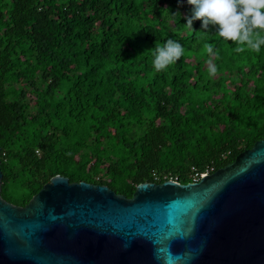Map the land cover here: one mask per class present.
<instances>
[{
  "label": "trees",
  "instance_id": "16d2710c",
  "mask_svg": "<svg viewBox=\"0 0 264 264\" xmlns=\"http://www.w3.org/2000/svg\"><path fill=\"white\" fill-rule=\"evenodd\" d=\"M190 11L177 0H0L2 197L24 206L57 174L131 197L165 175L191 182L192 166L217 170L264 138V48L237 53L214 26L185 24ZM168 39L184 54L157 72Z\"/></svg>",
  "mask_w": 264,
  "mask_h": 264
},
{
  "label": "water",
  "instance_id": "95a60500",
  "mask_svg": "<svg viewBox=\"0 0 264 264\" xmlns=\"http://www.w3.org/2000/svg\"><path fill=\"white\" fill-rule=\"evenodd\" d=\"M2 183L0 167V264H264V138L199 181L131 197L57 174L20 206Z\"/></svg>",
  "mask_w": 264,
  "mask_h": 264
},
{
  "label": "clouds",
  "instance_id": "9594fccd",
  "mask_svg": "<svg viewBox=\"0 0 264 264\" xmlns=\"http://www.w3.org/2000/svg\"><path fill=\"white\" fill-rule=\"evenodd\" d=\"M187 4L191 7L186 23L193 28L199 20L201 28L214 26L215 33L225 42L237 45V53L246 50L260 52L264 48V0H177L178 7ZM181 13L179 11L173 14ZM204 52L211 56L214 49L205 44ZM184 54L183 46L168 39L163 46H157L153 53V67L159 72L176 63ZM208 74L213 76L217 68L208 61Z\"/></svg>",
  "mask_w": 264,
  "mask_h": 264
},
{
  "label": "built area",
  "instance_id": "2783aa9c",
  "mask_svg": "<svg viewBox=\"0 0 264 264\" xmlns=\"http://www.w3.org/2000/svg\"><path fill=\"white\" fill-rule=\"evenodd\" d=\"M232 154V151L229 150L227 152H223L221 157L223 160L227 159L230 155ZM192 172H191V181H199L201 179V176L205 175V174H211L214 171H216L215 169V163L212 162L211 164H208L203 170H199L197 167L192 166ZM155 179L158 180L159 176L154 173ZM166 180L171 179V180H176L178 181L177 177L174 176H170V175H165Z\"/></svg>",
  "mask_w": 264,
  "mask_h": 264
}]
</instances>
